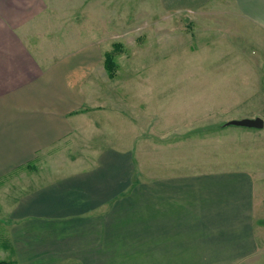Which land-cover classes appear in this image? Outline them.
<instances>
[{
  "label": "crops",
  "instance_id": "0c3cea01",
  "mask_svg": "<svg viewBox=\"0 0 264 264\" xmlns=\"http://www.w3.org/2000/svg\"><path fill=\"white\" fill-rule=\"evenodd\" d=\"M160 1L173 15L232 21L217 48L261 70L264 0ZM52 7L51 0H0V183L25 179L19 198L9 181L0 215L10 216L17 262L264 264V165L211 157L208 141L192 133L150 141L163 126L173 134V110L163 111L155 95L141 98L155 78L125 82L139 95L118 102L105 89L113 78L97 2L89 31L70 38ZM247 50L257 56L250 62ZM108 104L115 114L103 112ZM152 113L162 119L151 122ZM142 126L147 134L134 146Z\"/></svg>",
  "mask_w": 264,
  "mask_h": 264
},
{
  "label": "rangeland",
  "instance_id": "374dc122",
  "mask_svg": "<svg viewBox=\"0 0 264 264\" xmlns=\"http://www.w3.org/2000/svg\"><path fill=\"white\" fill-rule=\"evenodd\" d=\"M90 2H97L98 27L103 30L98 35L99 41L114 55L116 63V75L105 88L107 92H112L118 102L128 101L127 97L132 102L131 98L135 100L139 95L138 85L132 83L127 88L125 82L141 85L155 78L156 87L147 89L150 92L144 88L141 98L155 95L164 102L163 111L173 110V134L167 135L163 126L162 134L147 135L150 141H174L192 133L195 138L208 141L211 157H225L232 165L249 167L255 161L264 165V126H220L233 117L264 118V64L256 73L249 65L237 62L234 54L224 55L220 52L225 50L217 48V43L229 36L224 29L232 21L225 22L221 14L205 21L198 16L173 15L162 7L160 0H51V13L64 15L67 38L77 37L79 30L82 35L89 31ZM75 17L79 23L74 22ZM246 53L249 62L257 57L250 50ZM103 110L115 112L109 104ZM149 116L153 123L162 119L161 113ZM174 129L184 131L176 133ZM138 131L142 135L133 137L134 146L148 130L142 126ZM165 146L173 151L169 145ZM9 181L18 186L19 198V192H23L21 182H25L21 175L0 183L1 198L3 193L10 192ZM24 186L26 189L28 185ZM1 198L0 212L4 213ZM9 220L10 216L0 215V260L21 264L17 262L21 258L15 257L9 246Z\"/></svg>",
  "mask_w": 264,
  "mask_h": 264
},
{
  "label": "water",
  "instance_id": "95a60500",
  "mask_svg": "<svg viewBox=\"0 0 264 264\" xmlns=\"http://www.w3.org/2000/svg\"><path fill=\"white\" fill-rule=\"evenodd\" d=\"M227 124H238V125H243V126H248V127H257L261 128L264 126V118L261 116H256V117H244L240 119H231L225 123Z\"/></svg>",
  "mask_w": 264,
  "mask_h": 264
},
{
  "label": "trees",
  "instance_id": "16d2710c",
  "mask_svg": "<svg viewBox=\"0 0 264 264\" xmlns=\"http://www.w3.org/2000/svg\"><path fill=\"white\" fill-rule=\"evenodd\" d=\"M105 67L107 69V72L109 74L110 77H114L116 75V63L114 60V55L111 52H107L105 55ZM0 264H14L13 260H0Z\"/></svg>",
  "mask_w": 264,
  "mask_h": 264
}]
</instances>
